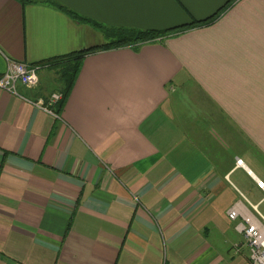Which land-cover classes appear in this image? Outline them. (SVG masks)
Listing matches in <instances>:
<instances>
[{
  "label": "crops",
  "instance_id": "crops-1",
  "mask_svg": "<svg viewBox=\"0 0 264 264\" xmlns=\"http://www.w3.org/2000/svg\"><path fill=\"white\" fill-rule=\"evenodd\" d=\"M53 1L191 26L88 52L54 115L40 62L108 39ZM10 59L42 68L0 88V264H252L228 210L264 223V0H0V75Z\"/></svg>",
  "mask_w": 264,
  "mask_h": 264
},
{
  "label": "built area",
  "instance_id": "built-area-1",
  "mask_svg": "<svg viewBox=\"0 0 264 264\" xmlns=\"http://www.w3.org/2000/svg\"><path fill=\"white\" fill-rule=\"evenodd\" d=\"M42 68L40 63L30 64L26 61L9 60L7 68L0 75V88L19 94L18 84L23 83L27 87H36L40 82L39 71ZM48 99L39 98L32 102L43 110L58 115L55 105L63 98V92L54 90ZM239 162L242 160L239 159ZM258 184L263 186V181ZM239 205L236 204L228 210L231 219L237 220L236 229L243 233L249 246V256L252 264H264V223L252 214H244L239 218Z\"/></svg>",
  "mask_w": 264,
  "mask_h": 264
},
{
  "label": "trees",
  "instance_id": "trees-1",
  "mask_svg": "<svg viewBox=\"0 0 264 264\" xmlns=\"http://www.w3.org/2000/svg\"><path fill=\"white\" fill-rule=\"evenodd\" d=\"M23 3L26 2H32V0H20ZM51 2V1H50ZM53 5L60 8L61 10H64L69 15H71L74 19L82 22H87L91 24L92 26L96 27L97 29H100L108 39V42L102 44V45H96L92 46L90 48L72 51L57 57H53L50 59H46L44 61H41L40 63H47L50 66L55 67V69L59 72V80L63 83V86L59 89L63 92V99L66 98L68 95L71 86L74 82V79L77 75V72L80 68L81 62L84 58V55L87 54L90 51H94L97 48H111L115 46H122L127 44H135L142 41H148L153 40L160 36H165L170 33H175L176 31L183 30L191 25H185L181 27L171 28V29H135V28H128V27H111L108 26L98 20L92 19L90 17H87L85 15H82L78 13L76 10H73L59 2L53 1ZM212 18L208 20H194L192 24H200L205 23ZM63 99L60 100L58 103V106L55 105V110L59 111V105L63 102Z\"/></svg>",
  "mask_w": 264,
  "mask_h": 264
},
{
  "label": "rangeland",
  "instance_id": "rangeland-1",
  "mask_svg": "<svg viewBox=\"0 0 264 264\" xmlns=\"http://www.w3.org/2000/svg\"><path fill=\"white\" fill-rule=\"evenodd\" d=\"M64 97V96H63Z\"/></svg>",
  "mask_w": 264,
  "mask_h": 264
}]
</instances>
